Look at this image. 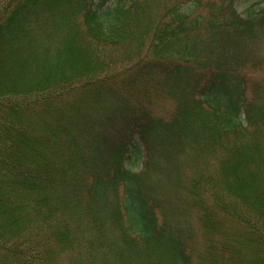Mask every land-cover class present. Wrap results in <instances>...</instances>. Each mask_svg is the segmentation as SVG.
I'll return each instance as SVG.
<instances>
[{"label":"trees","instance_id":"16d2710c","mask_svg":"<svg viewBox=\"0 0 264 264\" xmlns=\"http://www.w3.org/2000/svg\"><path fill=\"white\" fill-rule=\"evenodd\" d=\"M236 1L0 0V264H264V6Z\"/></svg>","mask_w":264,"mask_h":264},{"label":"rangeland","instance_id":"374dc122","mask_svg":"<svg viewBox=\"0 0 264 264\" xmlns=\"http://www.w3.org/2000/svg\"><path fill=\"white\" fill-rule=\"evenodd\" d=\"M255 1H257V0H237V1L235 2V8H236V10H237L239 13L243 14V13H244V10H245V9H246L251 3L255 2ZM259 2H260L259 6H261V7L264 6V0H259ZM163 100H165V101H163ZM163 100H155V99H154L153 101H154V104H157V103H159L160 101H162V103H161V107H164V108H166V109H168L169 107H173V105H172L170 99L165 98V99H163ZM140 164H141L140 161H139V162H136L135 165L132 167V170L137 171V170L139 169V167H140Z\"/></svg>","mask_w":264,"mask_h":264}]
</instances>
